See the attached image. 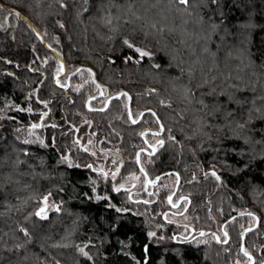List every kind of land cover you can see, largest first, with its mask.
Wrapping results in <instances>:
<instances>
[{
  "label": "trees",
  "instance_id": "obj_1",
  "mask_svg": "<svg viewBox=\"0 0 264 264\" xmlns=\"http://www.w3.org/2000/svg\"><path fill=\"white\" fill-rule=\"evenodd\" d=\"M0 7V264H235L246 259L241 243L256 264L264 260V120L255 111L264 112V0H198L191 15L169 0H0ZM125 39L151 55L140 57ZM89 97L92 109L104 110L90 111ZM227 111L234 116L226 119ZM44 112L45 126L27 133ZM249 112L251 123L237 128ZM145 129L149 143L165 141L152 156L139 135ZM142 146L140 167L149 179L161 177L147 191L141 173L130 193H117L111 176L86 167L109 162L104 147H116L127 157L121 173L140 172L134 156ZM213 170L219 181L205 175ZM172 192L173 202L187 201L173 208ZM45 193L60 210L41 219L34 213ZM241 212L258 218L243 238L254 221ZM185 225L206 235L185 242ZM224 230L228 243H217L212 234L223 239Z\"/></svg>",
  "mask_w": 264,
  "mask_h": 264
},
{
  "label": "snow or ice",
  "instance_id": "obj_2",
  "mask_svg": "<svg viewBox=\"0 0 264 264\" xmlns=\"http://www.w3.org/2000/svg\"><path fill=\"white\" fill-rule=\"evenodd\" d=\"M197 2H198V0H169V3H170V4H175V5H177V9H176L177 11H180L181 8H182L183 11H185L188 15H191V14H192L191 9H193V8L196 6ZM208 2H209L211 5H215V6H219V4H220V0H208ZM84 3L87 4V3H88V0H84ZM61 7H66V5L61 4ZM3 10H4V9H3L2 7H0V11H3ZM84 11H88V9L85 8ZM129 11H131V9H129ZM15 15H16L17 17H19V13H15ZM133 15H135V13H133ZM136 18H137V19H140L139 16H137ZM106 23L111 24V23H112V18L109 17V18L106 20ZM60 27L63 28V24H61ZM151 27H152L153 29H156L158 32H163V31H164L163 28H157V25H156L155 23H153V24L151 25ZM212 28L215 29V28H216V25L213 24V25H212ZM123 43H124V45H126L129 49H134V51H135L136 53H138L140 57H146V56H150V55H151L148 51H146V50H144V49H142V48L136 47L133 43H131V42H130L129 40H127V39H125V40L123 41ZM204 51L207 52V49L205 48ZM128 59H132V58H131V57H128ZM173 59H175V58L173 57ZM137 62H139V61H137ZM155 67L159 68L160 65H155ZM62 71H63V64H60V66L57 68V77L60 75V73H61ZM76 71H77V72L88 71V72L91 74V70H90V69H83V70H82V69H77ZM181 71H183V69H181ZM191 74H192V70L190 69V70H189V75H191ZM9 75H11V73H9ZM227 78H228V77H226V79H227ZM213 79H214V77H213ZM208 82H209L208 80H205V81H204V84H207ZM56 83H57V84H60V80L57 79V80H56ZM93 83H95L94 80H93ZM61 86L64 87V86H66V85H61ZM96 87H97V89L100 91V94L103 95V94H104V90L101 88V86H100L99 84H97ZM78 90H79V88H77V91H78ZM237 90H240V89H237ZM119 95H120V96H127V93H120ZM209 95H215V89H212V91L209 93ZM219 95L224 96L225 93H224V92H221V93H219ZM95 98H96V97H89V100H88L89 110H90V111H91V110L103 111L104 108H100V109H92V108H91V100H92V99H95ZM117 98H118V97H117ZM259 99H260L261 101H264V96H260ZM228 100L231 101L232 103H235V104L239 105L241 108H243V106L247 103L246 98H243V97L240 98V99H236V98L233 97V96H229V97H228ZM43 103L45 104V107H47V102H43ZM200 103L203 105V104H204L203 100H201ZM220 103H222V102H219V101H218V106H217V108L215 109V112H219V111H221V109H220V107H219V104H220ZM255 103H256V101L253 100V101H252V104L255 105ZM204 106L207 107V105H204ZM17 111H27V112H31L32 109H31L30 107L27 108V109L18 108ZM255 111L258 112V113H260L259 119H260V120H264V112H261V109H260V108H256ZM47 115H48L47 112L41 113V123H33V124L31 125V130H35V129H38V128H41V127H44L45 125L43 124V119H44ZM128 115H129V119L131 120V122H132L133 124H135V123L138 122L136 119L132 118V113H131V111H129V114H128ZM139 115L142 116L143 114L141 113V114H139ZM152 115H155V113H153ZM233 116H234V112H232V111H227V112L225 113V118H226V119H227V117H233ZM251 121H252V115H251V112H249L247 120H245L244 123H238V124H237V128L243 130V129H245V128L247 127L248 124L251 123ZM89 123H90V122H89ZM156 123L159 124V120H157ZM51 127L54 128V127H56V125L53 124V125H51ZM17 130L19 131V129H17ZM163 131H164V127H163V125H160V130H159V131H155V132H151V135H152L153 137H159ZM30 134H32V133L30 132ZM139 135H140L141 137H146V136L149 135V132L146 130V131H144V132L139 133ZM168 139L174 141V140H175V137H173V136H169ZM144 142H145V144L148 145V148H151V149H152L151 152H148V153H147L149 156L154 155L155 152L158 150L157 147H156V145H159L160 147H163L164 144H165V141H164L163 139L156 140L154 144H153V143H149L148 140H145ZM25 143H30V141H27V140H26ZM41 143H43V142L41 141ZM74 143H75V144H79V140L74 141ZM89 143H91V141H89ZM45 146H47V145H45ZM83 151H84V152H88V151H89L88 147L85 146V147L83 148ZM146 151H147V149L142 148V149H140L139 152L136 153V158H135V163H136V164H138V165L140 164V155H141V152H146ZM25 154H27V153H25ZM91 154H92V155H95L94 152L91 153ZM62 159H63L65 162H68L70 167L73 166L72 163L69 161V159H68L67 156L62 157ZM115 163H116V161L114 160V161H113V164H115ZM122 163H123V162H121V165H122ZM75 166H76V167H79V165H75ZM86 167L89 168V169H92V171H94V172H98V174H99L100 176H102L103 178H105V179H107L108 176H109V172H108V171H105L103 168H99V169L94 168L92 164H88V165H86ZM139 170H140V173L144 176L143 188H144L145 191H147V189H148L149 186L155 187V186L157 185V182L161 180V177H159V176H157L155 179H149V178H148V174H147V172L145 171V169L143 168V166H141ZM119 171H120V168L117 167L116 170L113 171V172L111 173V178H112V180H115V179H116V176L119 174ZM209 174H210L212 177H214L217 181L220 180V176L216 173L215 170L211 171L210 173H206L205 175L207 176V175H209ZM167 175H169V176L175 175V176H176V180H177V182H179V175H178V174L168 173ZM127 179H129V180H133V181H138V180H140V176L136 175V173H131ZM93 183H95V181H93ZM132 187L135 188L136 185L133 184ZM94 190H95V189H94ZM121 190H124L125 192H129V193L131 192L130 189L125 188L124 184H119V185H117V184H113V185H112V191L119 193ZM48 195H51V193H49ZM48 195H46V196H44V197L42 198V204H43V206H41V207L39 208V210L36 211V212L34 213L37 217H39V218H41V219H47V209H48V207H49V205H48ZM148 195H149V196H152V195H155V193H153V192H148ZM173 195H175V193H172V194L168 195V197H167V203H168L169 205H171L173 208L178 207L180 201H187V197H181V198H180V201L173 202ZM95 198H96L97 200H101V199H103V200H107V199H108L107 196H96ZM129 200H131V194L129 195ZM136 202H137V203H140L141 201H136ZM142 202L145 203V204H148V203H150L151 201L144 200V201H142ZM52 207H53V209H54L55 211H59V210H60L58 206L52 205ZM185 210H186V209H185ZM116 211H117V212H120L121 209H120V208H117ZM164 215H165V218L167 219V213H165ZM174 215H175V214H174ZM240 215H241V216H243V215H248L249 217H251V218L253 219V221H257V222H258V218H257L253 213H251V212H241ZM233 219H234V218H233ZM168 222H169V223H172L171 220H169ZM184 227H185V230H186V231H187L188 228H189L188 225H185ZM252 230H253V229H252L251 227H249V228L246 229L245 231L241 232V234H240V235H241V238H243V236L246 234V232H248V231H252ZM20 231L23 232L24 235H25L26 237L29 236V233H28V231H27L26 229L21 228ZM148 235L151 237V236H154L155 233H153V232H149ZM205 235H206L205 232H203V231L199 232V236L202 237V236H205ZM212 237H213V239L216 240L217 243H221V244H227V243H228V232H227L226 230L223 231V239L221 238L220 235H217V234H215V233L212 234ZM182 239H183L185 242H188V243L191 242V241L188 239V237H186V236H185V237H182ZM193 239H194V237H193ZM77 247H78L79 252H80L83 256H86V257H88L89 259H91V257L89 256L88 252H86V251L84 250V247H80V246H77ZM85 247H86V246H85ZM145 251H147V248H145ZM239 255L243 256V257L246 258V259H245L243 262H242L240 259H237V260L235 261V264H256V259L253 257L252 253H251L246 247H244L243 243H241L240 250H239ZM145 264H147V262H145ZM261 264H264V260L261 261Z\"/></svg>",
  "mask_w": 264,
  "mask_h": 264
},
{
  "label": "rangeland",
  "instance_id": "obj_3",
  "mask_svg": "<svg viewBox=\"0 0 264 264\" xmlns=\"http://www.w3.org/2000/svg\"><path fill=\"white\" fill-rule=\"evenodd\" d=\"M66 78V82H68L69 81V79L67 78V77H65ZM61 85H66V84H61ZM60 85V86H61ZM62 87V86H61ZM66 87V86H65ZM40 121H41V119H39L37 122H33V123H40ZM33 123H31V124H29V127L31 128V125L33 124ZM29 128V130L27 131V133H30L31 131L33 132V130H31ZM148 131V132H150L149 131V129H145V131ZM155 131H157L156 129H152L151 130V132H155ZM31 132V133H32ZM33 134V133H32ZM150 138H151V136H149ZM148 136H146V137H144L145 138V140H148V139H150ZM142 148H146L145 146H142L141 147V149ZM104 149L105 150H108L106 153H109V154H107V156H110V160H109V162H107V161H105V160H103V159H97V161H96V163H95V165H94V168H97V169H99V168H103L105 171H108L109 172V176H111V173L113 172V171H115L116 170V168L117 167H119L120 168V171H119V174L116 176V179L115 180H113V184H117V185H119V184H124V186H125V188H130L133 184H135V185H137V184H139L140 183V180H138V181H133V180H129V179H127L128 177H129V175L131 174V173H136V175H138V176H140V172H136L135 170H133V169H128V170H124L123 169V172L121 173V168L123 167V166H121V162H122V160L123 159H126L127 157H124V155H120L119 153H118V151H119V149H116V147H114L113 149L111 148V147H104ZM147 150H148V148H146ZM120 152V151H119ZM137 151H135V153H136ZM106 155L104 154V157H105ZM135 158H136V156H134ZM133 157V158H134ZM134 158V159H135ZM116 161V163L115 164H113V165H111V163H113V161ZM138 165V164H137ZM121 166V167H120ZM138 169H140V164L138 165ZM49 193H45V194H43L42 196H41V198H40V200H39V203H38V205H37V207H36V210H35V212L36 211H38L39 210V208L41 207V206H43V204H42V198L44 197V196H46V195H48ZM48 205H49V207H48V209H47V214L49 213V211H51V210H54L53 209V207H52V205H55V206H57V204H56V202L52 199V197L50 196V195H48ZM254 223V222H253ZM253 223L251 224V222L250 223H247V226L246 227H249V226H252L253 225ZM245 227V228H246ZM184 231V232H183ZM183 231H179V233L181 234L182 233V235H184V236H186V235H189V236H191V235H193V234H195V235H193V236H197L199 233H196V232H194V230H189L188 229V231H186L185 232V230H183ZM199 236V235H198ZM241 246V245H240ZM242 262L244 261V259H240ZM257 264H261V263H257Z\"/></svg>",
  "mask_w": 264,
  "mask_h": 264
},
{
  "label": "water",
  "instance_id": "obj_4",
  "mask_svg": "<svg viewBox=\"0 0 264 264\" xmlns=\"http://www.w3.org/2000/svg\"><path fill=\"white\" fill-rule=\"evenodd\" d=\"M108 100H109V97L107 98V100H106V104H107V102H108ZM173 193V192H172ZM171 193V194H172ZM180 198L181 197H178L177 199H176V201H180ZM237 214H239V213H237ZM234 215H236V214H234ZM233 215V216H234ZM233 216H231V217H233ZM230 217V218H231ZM256 225H257V221H254V223H253V225L252 226H249V227H251L252 229H254L255 227H256ZM249 227H246V228H243V230L241 231V232H243V231H245L246 229H248ZM207 232V231H206ZM241 234V233H240Z\"/></svg>",
  "mask_w": 264,
  "mask_h": 264
}]
</instances>
